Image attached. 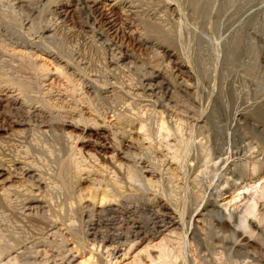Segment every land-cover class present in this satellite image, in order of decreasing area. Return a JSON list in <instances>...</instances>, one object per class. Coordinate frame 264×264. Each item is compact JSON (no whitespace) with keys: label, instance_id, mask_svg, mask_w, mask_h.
I'll list each match as a JSON object with an SVG mask.
<instances>
[{"label":"bare ground","instance_id":"6f19581e","mask_svg":"<svg viewBox=\"0 0 264 264\" xmlns=\"http://www.w3.org/2000/svg\"><path fill=\"white\" fill-rule=\"evenodd\" d=\"M1 1L2 0H0V3ZM73 1L75 8H73V10L70 11L74 12V14L77 15L79 27L83 29H89V30L91 29L90 34L92 33V36L95 37V39H97L101 50L104 49L103 51L105 53L108 52V54H110V60L109 62L107 61L108 64L106 63V66L104 67H107L108 70H111L116 66H120V67L122 66L123 68L124 67L130 68L134 66V68L137 70L139 68L141 69L143 68L141 65L144 63L140 62V64L141 63L142 64L140 65L138 63L139 65H137V62L135 61L136 58H133L131 54H127L125 50H121L119 48L118 49L119 51L116 53L115 51L116 49L113 48L114 45L110 44L111 42L105 39L106 37H103L104 34L102 35V32H100L101 28L98 27L100 26L101 23H98L100 21H97V18L95 17L96 15L93 16V14H97L100 16L102 13L100 12V8H101L100 0H86V1L70 0V2ZM117 1L119 2L121 0H117ZM204 1L206 2L207 0ZM211 1L213 0H208L207 2H209L210 4L212 3ZM217 1H218V4L216 2L217 9H214L213 8L214 6L212 7L214 10L215 18L212 21L204 23L205 29H207V31L210 32L212 35L210 37L214 36L213 37L214 41H215V36H217L216 38L217 42H213L214 44L212 42L208 43V46L209 44L210 46L206 47L207 51L209 53H212L216 60L220 61V63L218 61V63L220 64L219 71L217 70L218 82L215 87L216 93H214L216 94L215 97L217 99V105L216 104L215 105L217 106V108L215 109L212 108L214 110L208 113L206 118L209 117L208 119L212 120L213 116L219 114L228 121L238 120V122L240 121L242 122V124L244 123L245 125L249 122L254 121L257 123H261V125H264V0H217ZM128 2L132 4L131 5L132 7H136L138 9L140 8L139 5L135 4L134 0H130ZM202 2L199 0V3L202 4ZM2 3L0 4L1 5L0 6V51L2 50L3 52H5V54L8 53L7 55L8 56L10 55L9 57L13 59L14 63L13 62H12L13 64L6 63L7 61L3 63L4 61H2L3 64L1 63L0 65L2 67L3 66L9 67L15 65L17 70L18 69L19 71L29 70L31 71V73H33L35 77L34 78L32 77L34 80L28 83L25 82L24 80L18 79L15 74H14L15 76L13 74L12 75L5 74L4 73L5 71L3 72L0 70V85L2 83L4 85L12 84L14 85V87L16 86V89L22 94L20 95L23 98V99L21 98L22 101L23 100L25 101V104H23V106L26 105V102H30V104L31 102H34L40 104L41 110L42 108L44 109L46 108L45 110L47 109L56 110L57 108L58 110H60L64 108L63 105L57 106L56 104H54L55 101L53 103V101L51 102L50 99L49 101L48 99H45V97L43 96V93L41 91L42 89L41 87L43 86L41 84L42 83L41 80L46 79V77H48V75H50V73L53 70L56 74L58 75L60 74L61 77L66 79V82L69 83L68 86L71 85L70 86L71 88L68 90L72 95L76 93L78 87L81 86L80 83H82L83 81L88 82L89 84L85 86L89 88L90 87L93 88V91L89 92V90H84L82 94L84 95L83 97L87 100L90 109H88V111L86 110L83 111L80 109L75 111L78 107V103L76 104V106L74 105L76 103L75 102L73 105L69 104V106L68 105L66 106L68 109L67 111L72 112V114H74L73 113L74 111L75 113L79 112L77 113V115L70 114L67 116H63V115L61 116L60 113L58 116L55 115L56 117H51L52 118L51 121L55 120L57 122L60 120L62 125L70 126L71 128H73L72 129L73 131H75L74 129H76L79 130L80 132L81 131L82 132L88 131V133L91 132L93 133L95 139L94 140L90 139L92 135L90 134L91 136H88L89 134L87 133H86L87 136L81 133L77 135L73 134L74 136L71 135L70 137L74 139V142H72V145L68 149L69 153L66 156H62L58 159V168L57 171H55V174L53 173L54 176L52 181L51 179L50 181H45V179L42 177V173L40 172V170L37 169L32 162L30 163V161L27 160L21 154L18 155L15 154L13 156L11 155V157L8 160H5L4 158L3 160L2 158H0V201L5 204L2 205L6 206V209H8L9 212H13L12 210L17 209V208L15 209V206L19 205L20 204L19 202H21V208L19 209L20 211L18 212V214L17 211H15V215L17 214L18 217H20L21 221L27 220L28 223L30 222V224L37 229L38 231L37 234H39V236L36 235L38 237L27 236L29 239L26 238L25 240L28 239L26 242L27 243L29 242L30 244L27 245V243H25V241L23 240V237L25 236L21 237L20 236L21 234L18 236H13L14 234L11 233L10 235L9 234L3 235L2 232H0V264H32L31 261L32 259L30 260V256H29L30 253H34L37 255L41 253L44 254L43 255L44 257L47 253L49 259L46 258L45 261L47 259L49 261L45 263L41 261V264L42 263L43 264H206V262L204 263L202 259L204 258V261H206L207 255L203 258H200L202 262L199 261L198 259L196 260L195 258H192L191 261L185 257L182 258L180 256V252L182 251V250L180 251V249L181 247H183L182 241L185 240L187 242L188 241L192 242L193 240L198 239V241L200 240L203 242L204 245H206V246H202V245L201 246L202 248L206 247L205 249L204 248L203 249L207 251L208 250L207 248L210 245V243H208L207 241L209 240V238L212 239V236L210 237V235L211 234L213 235L211 231L214 229L213 228L211 230L212 226H209L211 222L210 219L215 216L218 219L219 217L218 215L221 214V212H224V210H226L228 212V215H230L232 212L230 213L229 211L231 210L234 211L235 208L237 207V204L242 200H245V202L243 203L242 201L241 204L242 207L239 205L241 213H238V211L233 212V214H235V212L238 213V215L240 214L239 217H237L236 214L234 215L235 217L233 216L234 218L236 217L238 218L235 221V224L233 223L234 225L229 224V222L233 221L231 220L232 216L223 215L224 220L225 217L226 219L227 217L230 218L231 221H229L228 224L231 227L230 228L228 227L227 230L224 229L223 231L221 230L222 228L220 229L222 238L221 237L218 238L219 240L221 239L220 241L219 240L218 241L220 243L222 239L229 240L231 238L234 244L233 239H235V243H236V240L239 238H241L240 241H242L243 239V241L246 242L250 237L251 238L254 237L253 234L255 231L253 232L252 231L253 229L252 228H251L252 230L250 229V225L254 224V222L255 224L256 222L262 223L261 221L264 218L263 217L264 215L261 214L260 216L257 209L258 207L257 204L259 202L264 203V175L261 176V174L264 172V157L263 159H260L261 158L260 156L258 157L259 159L257 158L258 160L253 159L254 161L251 167L250 168L248 167L249 170H247V172H244L247 169L245 167L243 173L240 174L235 181H233L234 182L233 184L231 183L230 187L226 189L227 190L226 193L231 191V189H234V186H236L238 182L244 181L245 179H249L248 184H245L246 182L245 181L244 184L242 183L243 185L240 183L241 186L235 188L236 193L234 195L226 196V198L228 197V199L222 198L220 200L215 199L214 201H209L207 200L208 198L204 199L206 198L205 196L203 198L201 196L195 195V193H193L194 190L193 189L192 193L196 196L195 199L194 196L193 197L191 195L189 196H191L195 200V201L192 200V202H194L193 205L190 204V206H194V207H192L193 209L190 207L192 212L189 211L188 213V209H187V214H185L186 211H184V208L187 206L185 202L180 204L181 199L175 197V194L179 192L177 191L178 186L177 185L172 186L171 185L172 182L170 181L171 180L170 178L176 179V177H181L179 176V174L182 171L178 165L180 163L179 161L181 160L180 156L183 155L185 150L184 147L182 148L180 141L184 138L180 140L179 138L182 137L181 135L183 129L182 126H184L186 119L189 118L188 115L190 114V117L196 116L197 118L194 117L195 119L194 118L191 119V120L194 119L196 123L203 122V119L201 118L202 116H199L197 113H193L195 111V107L193 108V106H192L193 112H191L192 110L191 108H188L187 110L185 109L186 111L183 110L178 111L177 105H176L177 108L176 110L172 108L170 109L169 107L170 103L172 101H175V98L172 100V95L174 97L175 96L174 94L175 92L177 93V91L173 89L174 91L171 92L169 91V89H166V87L164 86L170 84L172 85V83L176 84L175 79H173L170 75H168V73H162L159 70L154 71V69L152 71L149 70L146 71L143 68V73L141 72L143 75L140 79V83L141 81L142 83L141 84L139 83L140 86L142 85V88L140 87L141 90L138 92L135 91L136 93L134 92V95L140 97V99L144 94H145L144 96L152 97L150 96L151 93H155L154 91L156 89H158L159 87L160 88L163 87L166 90L163 92V94L161 93L162 95H160L158 100L157 97L156 101H154L155 104L160 103L159 107L163 109L160 108V110L158 111L156 110L157 112L155 118L152 117L148 121L147 118L144 116L145 114L144 111H143L144 113L142 114L140 112L141 110L137 111L135 108L134 111L133 109L127 107L126 108L130 110L125 109L123 111H120V110H116L117 108L115 106L116 109L114 108V110L112 111L114 119L112 121H110L111 119L107 120L106 119L107 116L105 114L99 113L96 109H94L95 104L93 105V100L95 98L93 97L94 98L93 99L92 96H95L101 100L108 99L107 96H101V93H103L102 91L110 86L108 77H106L103 74L102 76L104 79H101V76L98 75L94 78L93 77L90 78L89 76H87V78L82 77L83 78L82 80L78 78L77 80L80 83L75 82L74 78H72V76L74 75V71L69 72V70L72 68L73 70H79L78 72L81 71L83 72L84 71L83 68L85 67L84 66L81 67V63L79 62L80 60L79 61L77 59L74 60L75 57L72 58L70 56L69 53L70 51H66V49L63 47L64 45L62 41L56 38L55 32L51 30L52 27L51 22L53 19L50 18L51 17H54L55 19L64 18L68 9H70L69 8L70 6L67 5V3L63 4L60 0H9L8 3H6L8 5L7 6L5 5V7H3ZM172 3L174 6L177 7V9L181 7L179 0H171L166 2L165 7L169 8L170 4ZM199 3L197 1V4ZM190 4H192L191 6H194L196 2L194 3L191 2ZM201 4L199 5L200 7L204 6L203 4L201 6ZM216 4L214 3V5ZM203 8L204 7H202V10ZM213 10H209V11L211 12ZM179 11L177 12L180 13ZM206 14H207V10H206ZM110 21L111 20L104 21L103 19H101V22L105 26H108L110 24ZM2 25L5 27L4 31L1 28ZM103 29L104 26L102 30ZM103 32L105 33V31ZM130 32L131 35H134L139 42L141 41L144 42V40H146L145 38L149 39L148 38L149 36L150 37L154 36L151 35L152 32L150 31L149 28L141 31L140 33L137 31V29L133 28L132 30H130ZM32 36L33 38L31 39ZM177 51L176 53H171L170 50L166 51L168 57H173L172 62L174 64H178V61H180L182 64H180L179 66L187 68L186 71H188L189 69L190 72L191 70H195L197 72L198 64L196 59H194L193 56L192 57H190V55L187 56L188 54L186 55V53L183 55L182 53L184 52L182 53L180 52L177 54ZM42 54L43 56L45 54L48 55L52 54L50 55L52 57L53 55H55L53 57V60L55 59V63L52 62L53 63L52 70L49 69L50 67L48 64L49 59L46 60V57L45 58L42 57ZM38 58L39 60L41 59L40 63L37 60ZM143 66H145V64ZM11 68L12 67H10V70ZM209 74L202 73V75H200L202 77L200 78L198 76L197 77L200 80H202L201 78L204 79L207 78L211 80ZM111 85L113 84L111 83ZM212 86L213 85H211V87ZM83 87L84 85L82 84V88L79 89H83ZM33 88L37 90L38 95L36 97L31 95L29 96V94H27L28 90L32 89L33 91ZM128 93H131V91H128ZM84 98L82 99L84 100ZM14 100L16 99L14 98ZM75 100L79 101V99L76 98ZM96 100L97 99H95V101ZM165 101H167V103H165ZM187 101L186 103H188ZM11 102H13V100ZM5 106L6 108L8 107V105ZM152 107L150 108L152 109ZM166 107L167 108L169 107L171 111L172 110L174 111L170 114L166 113L167 112ZM188 107H190V105ZM150 108L148 110L149 112H150ZM10 110L11 109H9V111ZM16 112L18 113V111ZM55 112H57V110ZM0 113L2 114L4 113L5 115V110L4 112H2L1 110ZM11 114L12 113H10L9 116H11ZM19 114L22 113L20 112ZM202 114L203 113H201V115ZM23 115L26 114L24 113ZM152 115L150 113V116ZM167 116L171 119L167 120ZM14 117L15 115L12 116V118ZM208 119L207 122H209ZM18 120L13 119V123L14 124L16 123L15 125H19ZM20 120L25 121L23 120V117ZM48 121L50 122V120ZM53 122H50V124ZM204 123L206 122L204 121ZM28 124L29 123H27V125ZM187 124H189V122ZM11 127H13L12 124ZM198 129L200 130V127H198ZM4 130H5L4 128L0 127V132ZM188 130H192L191 127ZM21 131L22 130L19 129L17 130V132H21ZM70 132L67 134L70 135ZM153 135H156L162 140L164 139L166 140V138L169 136L173 138L175 137L176 142L173 138L172 140H174L176 144H173V146H171V144L168 145L169 141H167V144H165L167 146L163 147L165 148L164 150H166L165 153L162 152L163 155H161L160 153V155L157 157L159 153L157 154L156 152L157 145H155L154 144L155 142L153 143L152 141L155 138ZM178 135H180L179 138L177 137ZM183 137H187V136L184 135ZM193 137L194 134L192 138ZM88 140L89 143L93 142L91 144L100 148L101 151H103L102 153L104 154L102 156L104 159H107L108 161L111 162L112 168L111 167L110 168L113 169L111 172L107 170L108 165H106L107 166L106 167L104 166L105 164L103 165L98 163L100 160L99 158L96 157L97 155H95L94 152L93 153L87 152L88 150L87 151L85 150L86 152H84L83 149L84 147H86V145L84 146L80 145L81 147L79 146L78 142L84 143V141L88 142ZM187 142L189 143V141ZM164 143H161L159 145H162ZM192 143L194 144V142ZM186 144L187 143L185 142V145ZM199 144H201V142H199ZM199 144L197 143L195 147L200 148L203 145L202 144L199 147ZM192 145L190 149L195 148L192 147ZM187 146L189 147V144ZM202 149H200V151H202ZM150 150H155L157 155L156 157L154 156L155 158H153L150 161L149 165L147 164L149 166L148 169L142 171L141 168L143 167H139L137 164L139 160H141L143 157L140 156L142 155L141 152H143L144 154L145 151L148 152ZM75 151H79L80 155L84 153L85 155H87L88 158L91 159L93 158L94 159L93 161L90 160L92 164L90 162H89L90 164H87L86 160L83 159L84 157L82 155H81L82 157L81 156L76 157ZM157 151L160 152V150ZM96 152L97 151H95V153ZM207 152L209 151L206 150V154ZM151 153L154 154V152ZM188 153H191V151ZM203 153H205V151ZM203 155L204 154H202V156ZM198 157L196 160H198ZM205 157L206 156L202 157L200 160L202 162L205 161V165H206V162L209 160V157L207 161L206 159L204 160ZM192 159H194V157ZM210 159L212 160V158ZM123 160L125 161L123 162ZM198 162L200 163L199 160ZM199 163H197V166L200 167ZM189 165L191 164H189L188 162V165L186 164V167H189ZM202 165L203 163L201 164V166ZM123 166H124L123 168L124 170L123 169L122 170L124 172L122 174L123 177H121V179L123 178V181L125 180L124 181L125 183L122 182L121 179H119L120 177H118L121 174L120 169ZM199 167L198 169H200ZM191 169L193 168H190L189 170ZM148 171H151L153 173L158 172L160 173V175H165L167 179H170L169 180L171 182L170 185L167 187H162L163 185L162 186L160 185L161 183L159 182V178L154 177L155 179H152L153 178L152 175H151L152 177L150 176L147 177V175H145L146 173H143ZM182 174L184 173L182 172ZM50 178H52V176H50ZM136 182L143 183L142 190L138 189L139 186L136 188L132 186V183H136ZM197 182L199 181L197 180ZM49 186L57 187L55 188L58 189L56 191L57 195H54V193L50 192L51 187ZM226 186L228 185L226 184ZM12 192H15V195H13L14 198L11 197ZM178 195L180 196L182 194H180L179 192ZM18 196L19 197L22 196L23 198H21V200L19 201V198L17 199ZM186 200L187 199H185V201ZM16 202H18L19 204ZM233 206L236 207L232 209ZM4 216L6 215L4 214ZM4 216L2 215V217ZM216 217L214 219H216ZM217 219L212 220V222L217 221ZM219 219L218 222L221 221ZM13 220L15 219L13 218ZM227 221L228 220H226V222ZM222 224H223L222 226L225 225L224 223ZM36 229H33V231H35ZM14 233L17 234V232ZM246 234L247 236H245ZM33 235H35V233ZM214 235L216 236L215 233ZM219 235L217 236L219 237ZM254 235L256 236V234ZM214 239L216 240V237ZM257 241L258 240H256V242ZM39 243L40 244L44 243L45 245L55 247V251L52 254L48 255L49 253L46 251V249L45 250L37 249V247L40 246ZM242 243L239 242L238 244L242 245ZM192 244L193 243H191V245ZM220 245L222 246L223 244H219V246ZM257 246L259 247L260 245L257 244ZM245 248L248 247L246 246ZM255 248L258 249L257 247ZM260 248L262 247L260 246ZM261 250H259V253L262 252ZM245 252H247V254L248 252L250 253V251H246V249ZM253 253L256 254V251ZM262 254L263 252L261 253V255ZM181 255L184 256L183 254ZM194 255L193 257H195ZM196 255L199 256L198 253ZM257 257L256 259H254L248 256V259L250 258V260L244 259L246 262L245 261L242 262L244 264H260L261 262L258 263V261H256Z\"/></svg>","mask_w":264,"mask_h":264},{"label":"rangeland","instance_id":"374dc122","mask_svg":"<svg viewBox=\"0 0 264 264\" xmlns=\"http://www.w3.org/2000/svg\"><path fill=\"white\" fill-rule=\"evenodd\" d=\"M8 1L9 0H2L1 1V3L3 2L2 3L3 7H5V5L6 6L8 5V4H6V3H8ZM60 1L63 4L67 3V5L70 6L69 7L70 9H68L67 13L65 14L64 18H62V19H55L54 17L49 16V17H51L50 19H53L52 22H51V26H52L51 30H53L55 32L56 38H58V39H60V41H62V43L64 45L63 47L66 49V51H70L69 52L70 56L72 58L75 57L74 60H76V59L78 61L80 60L79 62L81 63V67H83V66L85 67V68H83V70H84L83 72L82 71L78 72L79 70H73L72 68L70 69L71 71L69 70V72L74 71V75L72 76V78H74L75 82H78V80H77L78 78H80L82 80L83 79L82 77L87 78V76H89L90 78L91 77L94 78V77H96L98 75V76H101V79H104L103 76H102V74H103L106 77H108V81L110 82V86L108 85L109 87L107 86L108 88L104 89L102 91L103 93H101V96H107L108 99H102L101 100V99H98L95 96H92V98L94 97L95 99H97L95 101V99L93 98L94 99L93 100V105L95 104V108L94 109H96L99 113L105 114L107 116L106 117L107 120L111 119L110 121H112L114 119L112 111L114 110L115 106L117 108V109L116 108L115 109L116 110H120V111H123L125 109L126 110H130V109H127V108H131L134 111H135V108H136L137 111L141 110L140 112L142 114L145 112L144 116L147 118L148 121L152 117L155 118L156 112L158 110H160L161 107H159L160 103L155 104L154 101H156L157 97H158L157 98V100H158L160 95H162L163 92L166 89H169V91H171V92L174 91L173 89H175L177 91V93L175 92V94H174L176 97L175 96L173 97V95H172V100L175 98L176 102L172 101L170 103V106H169L170 109L172 108V109L176 110L177 109L176 105H177L178 106V111L179 110L180 111L181 110L186 111L188 108L192 109V106H193V108L195 107V111L193 112V109L192 110L190 109L191 112L197 113L199 116H202L201 118L203 119V122H197L196 123L194 121V119L197 118V117L196 116H191L190 117V114H189L188 115L189 118H187L188 120L186 119L187 123L189 122V124H187L186 121H185L184 126H182V128H183L182 129V134H181L182 137H180V135L177 136L178 138L180 137L179 140L184 138V139H182L183 141L182 140H180V141H181L182 148L184 147L185 151H184L183 155L180 156L181 160L179 159L180 163L178 162L179 163L178 166L180 167L181 171L184 174L186 173L185 177H184V174H182V172H181L180 174H182V175L179 174V176H181V177H176V179L174 178L175 180L170 178L171 179L170 180V179H167V177L165 175H160V173H158V172L157 173H153L151 171L143 172V173H146L145 175H147V177L148 176H150V177L153 176L152 179L159 178V182L161 183L160 185L161 186L163 185L162 187L169 186L171 182H172L171 183L172 186L173 185H177L178 186L177 191H179L180 194H182V195L179 196L178 195L179 192H177L175 194V197H177L178 199H181L180 200V202H181L180 204L185 202V204L187 206V207H185L186 209L184 208V211H186L185 214H187V209H188V213H189V211H191V208L194 207V206H190V204L193 205L194 202H192V200L195 199V197H196L195 195L201 196L203 198L205 196L206 198H204V199L208 198L207 200H209V201H214L215 199L220 200L222 198H226V196L234 195L236 193L235 188H237L238 186H241L242 183L244 184L245 181H246L245 184H248L249 179H245L244 181H240V182H238V184L236 186H234V189H231V191L226 193V191H227L226 189H228V187H230L231 183L233 184L234 183L233 181H235L237 179V177H239V175L243 173V171L245 170V167L247 169L244 172H247V170H249V168L251 167V165H252L254 160H256L260 156H261L260 159H263V157H264V154H263L264 153V151H263L264 150V125H261V123H257V122H254V121L253 122H249L246 125L244 123L242 124V122H240V121L238 122V120H232V121L230 120V121H228V120L224 119L223 116H221L219 114H217L219 116H217V115L213 116L212 120L210 119L211 121L208 119L209 117L206 118L208 113H210L215 108H217V106H216L217 105V99L215 97L216 94H214V93H216L215 87H216L217 82H218V79H217L218 77L217 76H218L220 61L216 60L214 58L213 54L209 53L207 51L206 47L210 46V44L208 46V43L217 42L216 41L217 40L216 39L217 36H215V41H214V39H213L214 36L210 37L212 35H211L210 32L207 31V29H205L204 23L212 21L215 18L214 17L215 14H214L213 8L217 9V4H218L217 0L216 1L215 0L211 1L213 3V5H212V3H210L211 4L210 5L209 2H207L208 0L206 1L207 3L204 0H200L201 2L204 1V2H202V4L204 6H202V4L199 3V0H197L199 4H197L196 0H194V1L193 0H179L180 5H181V7H179V9H177V7L173 5V3L170 4L169 8L165 7V3L168 2V1H171V0H134L135 4L139 5V7H140L139 9L136 8V7H132L131 6L132 4H130L128 2L130 0H121L119 2L117 0H100V2H101L100 3V6H101L100 12H102V13H101L100 16L97 15V14H93V16L96 15L95 17L97 18V21H100V22H98V23H101L100 26H98V27L101 28L100 32H102V35L103 34L105 35V36L103 35V37H106L105 39H107L109 42H111L110 44L115 46V47L113 46V48L116 49L115 50L116 53L119 51L118 50L119 48L121 50H125V52L127 54H131L133 56V58H136L135 61L137 62V65H139L140 62L144 63L145 66H143L144 64H142V63H141L142 65L141 64L140 65L146 71L147 70L152 71L153 69H154V71L159 70L162 73H168V75H170L176 81V84L172 83V85L170 84L171 86L170 85L164 86V87H166V89H164L163 87H161V88L159 87L161 90L159 88L156 89L154 91L155 93H151L150 96H152V97L144 96L145 95L144 94V95H142L141 99H140V97L135 96L134 92L135 91L138 92V91L141 90L140 87L142 88V85L140 86V84L142 83V81L140 83V79H141V77L143 75L142 74L143 73V68L142 69L139 68L141 70H139V69L137 70V69L134 68V66L130 67V68H128V67H126V68L124 67L123 68L122 66L121 67L120 66H116V67L114 66L115 68H112L111 70H108L107 67H104V66H106L107 61L109 62V60H110V54H108V52H106L107 53L106 54L103 51L104 49L101 50V48L99 47L97 39H95V37L92 36V33L90 34V30L91 29L89 30V29H83V28L79 27L77 15L74 14V12L70 11V10H73V8H75L74 1L73 2H70V0H60ZM83 1H86V0H83ZM115 1H116V3H115ZM126 1H127V3H126ZM190 1L193 2V3L196 2V4L198 6L196 4H194V6L195 5L197 6V7L195 6L196 8L194 6H191L192 4H190L191 3ZM216 2H217V4H216ZM204 3H206V4H204ZM214 3L216 5H214ZM200 4H201L202 7H204L203 10H202V7L199 6ZM86 5H89V4H86ZM192 7L194 8V11H193ZM176 9H177V11L180 10L179 11L180 13H178L176 11ZM205 9L207 10V14L209 13L208 15L206 14V10ZM208 9L209 10H213V11L210 12ZM199 12H201V13H199ZM90 13H92V12H90ZM215 13H216V10H215ZM74 15H76V16H74ZM205 15H206V17H205ZM101 19H103L104 21L105 20H107V21L111 20L110 24L108 25L109 27L103 25V23L101 22ZM103 26H104V29L102 30ZM1 28H2L3 31L5 30V27L3 25H2ZM133 28L137 29V31L139 33L141 31L149 28L150 31L152 32L151 35H154V36H151V37L149 36L148 37L149 39L145 38L146 40H144V42H142V41L139 42L138 39H136V37L134 35H131L130 30H132ZM103 31H105V33ZM35 35H37V34H35ZM35 35H33V36H35ZM33 36L31 37V39L33 38ZM118 44H119V46H118ZM167 50H170L171 53H176V51H177V54L180 53V52L181 53L184 52V53H182L183 55L186 53V55L188 54L187 56H189V55H190V57L193 56V58L196 59L197 64H198L197 65L198 66L197 72L195 70H191V72H190L189 69H188V71H186L187 68L179 66L180 64H182L180 61H178V64H174L172 62L173 57H168V54L166 52ZM2 52L3 51L1 50L0 51V60H1L0 64L2 63V61H4L3 63H5L7 61L6 63L13 64L14 62H13V59L11 57H9L10 55L8 56L7 55L8 53L5 54V52H3V53ZM50 55H52V54H50ZM50 55L45 54L43 56V54H42V57H44V58L46 57V60L49 59V61H48V64L50 66L49 69L52 70L53 69V63L52 62L55 63V59L53 60V57L55 55H53V57L50 56ZM37 60L40 63L41 59L39 60V58H38ZM218 61H219V63H218ZM56 62H57V60H56ZM5 67L4 66L2 67L0 65V70L3 71V72L5 71L4 72L5 74H11V75L15 74L18 79L24 80L25 82H28V83L32 82L34 80L33 78L35 76L29 70L19 71V69L17 70L15 65L9 66V67L5 66ZM10 67H12L13 69L11 68V70H10ZM119 67H120V69H119ZM145 70H144V72H145ZM192 71H195L196 73L192 72ZM53 72L54 71L52 70V72L50 73V75H48V77H46V79L41 80V82H42L41 84L43 85L41 87L42 88L41 91H42L43 96L45 97V99H48V100L50 99L51 102L53 101V103L55 101L54 104H56L57 106L63 105V107H64L63 109L64 110L63 109L58 110L56 108L57 112H55L56 110H54V109L53 110L52 109L45 110L46 108L45 109L42 108V110H43L42 111L40 104L39 103H34V102H31V104H30V102H26V105L23 106V104H25V101L23 100L24 101V103H23V101H22L23 98H22V96H20L22 94L16 89V86L14 87V85H12V84H5L4 85L2 83L0 85L1 88L3 87L2 90L0 88V111L2 110V112H4V110H5V115H6L5 116L4 113L3 114L0 113V127L5 129L4 131L0 132L1 133L0 134L1 135L0 136V138H1L0 139V144H1L0 145L1 146L0 147V158H2V159L4 158L5 160H8L11 157V155L12 156L15 155V154L23 155L27 160L30 161V163L32 162L36 166V168L40 170V172L42 173V177L45 179V181H50V179L52 181L53 176L55 174V171H57V168H58V159L60 157H62V156H66L69 153L68 149L72 145V142H74V139L72 137H70L71 135L74 136L73 134L77 135L79 133H81L83 135H86V133H87V134H89L88 136L92 135L90 137V139H92V140L95 139V137L93 136V133H91V132H89V133H88V131L87 132H82V131L80 132L79 130H76V129H74L75 131H73L72 130L73 128H71L70 126L62 125L60 120L57 121V122L55 120H53L54 122L51 121L52 120L51 117H56L60 113H61L60 114L61 116L62 115L63 116H67V115H70V114L71 115H75V114L77 115V113H79V112L75 113V111H77L78 109L83 110V111H85V110L88 111V109H90V107H89V105L87 103V100L83 97L84 95L82 94V92H84V90H89V92L93 91V88L86 87L89 84L88 82H85V81H83L82 83L78 82V83H80L81 86L78 87L76 93H74L73 94L74 96H73L68 90V89L71 88L70 87L71 85L68 86L69 83L66 82L65 78L61 77L60 74H59L60 75L59 76L58 74H56L55 72L53 73ZM202 73H206V74L210 73L209 77H211L210 78L211 80H209L207 78H205V79L201 78L203 81L200 80L199 78L202 77V76H200V75H202ZM132 78H134V79H132ZM136 79L138 80V82H137ZM178 81H180V82H178ZM111 83L113 85H111ZM82 84L84 85L83 89H79V88H82ZM32 85H33V83H32ZM211 85H213V86L211 87ZM168 86H170V87H168ZM128 91H131V93H128ZM28 92H27V94H29V96L31 95V96H35L36 97L38 95L37 90H35V88H33V91H32V89H29ZM128 94L129 95L131 94V95L129 96ZM146 94H148V93H146ZM177 96H178V99H177ZM134 97H135V99H134ZM14 98L16 100H14ZM75 98L79 99V101H76ZM82 98H84V100ZM10 100L11 101L13 100V102H11ZM56 101H58L59 103L56 102ZM62 101H63V103H62ZM186 101L188 103H186ZM77 103H78V107L73 112L74 114H72V112H70V111H67L68 109H67L66 105L69 106V104L70 105L74 104L76 106ZM165 103H167V101H165ZM4 104L8 105V107L6 108V106ZM174 105H175V107H174ZM189 105H190V107H188ZM152 106H154V107H152ZM171 106H173L174 108L171 107ZM72 107H74V106H72ZM150 107H152V109ZM169 107L168 108L166 107L167 108V112L166 113L170 114L174 110L171 111L169 109ZM108 108H110V109H108ZM149 108H150V112L148 111ZM212 108H214V109H212ZM9 109H11V110L9 111ZM161 109H163V108H161ZM49 110H50V112H49ZM151 110H153V111H151ZM16 111H18V113ZM20 112L22 114H19ZM68 112H70V113H68ZM8 113L9 114L10 113L14 114L15 117L12 118V116H14V115L11 114V116H9ZM24 113L26 115L27 114L28 115L27 116L23 115ZM150 113H151V115L153 113V115L150 116ZM166 113H165V115H166ZM201 113H203V114L201 115ZM204 113H205V115H204ZM50 114L53 115V116H51ZM18 115H20V116H18ZM48 115H50V116H48ZM204 116H205V118H204ZM22 117H23V120H25V121L20 120V119H22ZM25 117H26V119H25ZM192 118H194V119L191 120ZM13 119L14 120H18L19 119L18 120L19 121V125H15L16 123L15 124L13 123ZM170 119L171 118H169L167 116V120H170ZM207 119H208L209 122H207ZM48 120H50V122H53V123L50 124V122ZM190 121H191L192 124L190 123ZM204 121L206 123H204ZM24 123H25V125H24ZM27 123H29V124L27 125ZM11 124H12L13 127H11ZM190 124H191V126H190ZM193 124H195V125H193ZM199 125H202V126H199ZM185 126H187V127H185ZM249 126H250V128H249ZM190 127H191L192 130H188ZM198 127H200V130L201 129L202 130L200 131L198 129ZM18 129L22 130V131L21 132H17ZM188 131H190V132H188ZM69 132H70V135L67 134ZM10 133H12V134H10ZM188 133H190V134H188ZM201 133H202V135H201ZM183 134L185 136H187L188 138L187 137H183L184 136ZM186 134H188V135H186ZM193 134H194V137L192 138ZM153 136L155 138L152 137V138H154V140H152V141H153V143L155 142L154 144L157 145V150H160V152L156 150L157 154L159 153L158 155L156 154L155 150H150L151 152H154V154L151 153L150 151H148V152L145 151L144 154H143V152H141L142 155H140V156L141 157L143 156L142 159H141L142 161L141 160H139V162L137 161L138 162L137 164H138L139 167H143V168H141L142 171L148 169V167H149L148 165H149L150 161L153 158H155L156 155L158 157L160 155V153H161V155H163V153H165L166 150H164L165 148H163V147L167 146V145H165V144H167V141L170 142V143L168 142V145L171 144V146H173V144H176L175 143L176 142L175 137L173 138V137L169 136V137L166 138V140L164 139L165 140L164 141V140L160 139L159 137H157L156 135H153ZM190 136H191V138H190ZM172 138L175 140V142H174V140H172ZM167 139H169V140H167ZM187 141H189V143ZM198 141L201 142V144H199ZM157 142H159V143H157ZM182 142H184V143H182ZM185 142L187 143L186 145H185ZM192 142H194V144ZM88 143H89V140H88V142L84 141V143L78 142L79 146L80 145H82V146L86 145V147H84V149H83L84 152H86L87 150H88L87 152H91V153L94 152V154L97 155L96 157L99 158V160H100L98 163L99 164H103V165L105 164L104 166L108 165V167L106 166L107 170L111 172L113 170V169H111L112 168L111 167L112 166L111 162L108 161L107 159L103 158V156H102L104 154V153H102L103 151H101L100 148H98V147L94 146L93 144H91L93 142H90L89 144ZM161 143H164V144L159 145ZM195 143L196 144L198 143L199 147L202 144L203 145L200 148H198V147H195L196 146ZM183 144H184V146H183ZM188 144H189V147L187 146ZM204 144H205V146H204ZM191 145H192V147H195V148H192L193 151H192V149H190ZM160 146H161V148H160ZM187 147H188V149H187ZM162 148H163V150H162ZM202 148L205 149V150H203ZM200 149H202L203 152L205 151V153L200 151ZM196 150H198L199 152L196 151ZM206 150L209 151V152H207V154H206ZM95 151H97L96 153H98L99 155L96 154ZM190 151H191V153H188ZM75 152H76L75 153L76 157H80L82 155L84 157L83 159L86 160L87 164H90V163L92 164L91 161L94 160L93 158L92 159L88 158L87 155H85L84 153H82L80 155L79 151H75ZM200 153H201V155H200ZM194 154H196V155H194ZM197 154L199 155V157H198ZM202 154H204V155L202 156ZM204 156L207 157V158L206 157L204 158V160L206 159V161L208 160V157H209V160L206 162V165H205V161L203 159L202 160L204 162H202L200 160ZM193 157H194V159H192ZM197 157H198V160L200 161V163L198 162V160H196ZM247 157H248V159H247ZM210 158H212V160ZM77 159H80V158H77ZM191 160H193L194 162L191 161ZM124 161L125 160H123V162ZM95 162H97V161H95ZM188 162L191 165H189V167H186V164L188 165ZM201 162L203 163L202 166H201V164H202ZM125 163H127V162H125ZM197 163L200 164V167L197 166ZM181 164H183L184 166L181 165ZM192 164H193V166H192ZM198 167L200 169H198ZM123 168H124V166L120 169L121 174L118 176V177H120L119 179H121V177H123V175H122L123 172H124ZM188 168L189 169L193 168L191 170L192 171L194 170V171L192 172ZM196 174H198V175H196ZM192 175H193V177H192ZM263 175H264V172L261 174V176H263ZM50 176H52V178H50ZM159 176L161 177V180H160ZM186 176H187V178H186ZM194 176H195V178H194ZM257 177H256V179H257ZM180 178H182V179H180ZM16 180H17V178H16ZM121 180H122V182L125 181V180L123 181V178ZM189 180H191L193 183L191 181H189ZM193 180H195V181H193ZM197 180L199 182H197ZM126 183H127V181H126ZM136 183H132V186H134L135 188L139 186L138 189L142 190L143 189V187H142L143 183H141V182H136ZM185 184H186V186H185ZM226 184L228 186H226ZM53 185H55V184H53ZM182 185H184V186H182ZM194 186H196L197 188L194 187ZM49 187H51V186H49ZM51 188H50V190H51L50 192L54 193V195H57L56 191L58 189H55L57 187H53L52 186ZM186 188H188V189L190 188L189 190L191 192L188 189H186ZM224 189H225V191H224ZM192 190H193V193H195V195L192 193ZM185 191H187V192H185ZM186 193H187V195H186ZM190 193H192V194H190ZM11 195H12L11 197L14 198L13 195H15V192H12ZM189 195H191L192 197L194 196V199L191 196H189ZM208 196H211V197H208ZM18 198H19V201H20L21 198H23V197L22 196H20V197L18 196L17 199ZM185 199H187L186 200L187 202L185 201ZM189 199H190V201H189ZM226 199H228V197ZM242 201H243V203L245 202V200H242ZM242 201L239 202L240 204L239 203L237 204V207L233 206L232 209L236 207L234 211H236V212L238 211V213H241L240 206L242 204ZM0 203H1L0 204L1 205L0 206V232H2L3 235L4 234H9L10 235V233H11V234H14L13 236H18V235L21 234L20 235L21 237L25 236V237H23V240L25 241V243H27L26 241L29 239L28 237L36 236V235L39 236V234H37V232H38L37 229L34 228V226H32L30 224V222L28 223L27 220L21 221L20 217H18L17 214L20 211L19 209L21 208V202H19L20 204L18 202H16L20 206L16 205L17 207L15 206V209L16 208L17 209L16 210H12L13 212H9V210L6 209V206H4L5 204L3 202L0 201ZM2 204H4V205H2ZM257 206H258L257 209H258V212H259L260 216H261V214L264 215V203L259 202L257 204ZM236 209H238V210H236ZM15 211H17L16 215H15ZM234 211H232V210L229 211L230 213L231 212L232 213L231 214L229 213L230 215H228V212L226 210H224V212H221L222 216H221V214L218 215L219 216L218 219L220 218L219 220L222 221V222L219 221L221 223V225L218 222V219H217L216 216L215 217H216L217 221H213L212 222V220H216V219H214L215 217H212L210 219V221H211L210 224H212V225L209 224V226H212L211 230L213 228L214 229L211 231L213 233V235L212 234L210 235V237L212 236V239L209 238V240L207 241L208 243H210L209 247L207 248L208 249L207 251L204 250L206 247H203L204 249L202 248V246H206V245H204L202 241H200V240L198 241V239H195L196 242H195V240H193L192 242L191 241L187 242V241L184 240V241H182V243L185 244L186 246L182 244L183 247H181V249H180V251L182 250L180 252V256L182 258L185 257V258L189 259L190 261H191L192 258H195L196 260L198 259L201 262L203 260V262L204 263L206 262V264H218V263H220V264H242L243 263L242 261L250 260V258L256 259V257L258 256L256 261H258V263L261 262L260 264H264V262H263L264 261V255H263L264 254V218L261 221L262 223L259 222L260 223L259 224L258 222H256V224H255V222H254L255 225L254 224L250 225V229L252 228L253 230L252 229L251 230L253 232L254 231L256 232V233L254 232V234H256V236L253 234L254 237H252V238L250 237L248 239V241L245 242V241H243V239H242V241H240L241 238H239V239L236 240V243H235V239H233V241H234V244H233V242H232V240L230 238L229 239L230 241L227 240V239H224V240L222 239L221 242H223V243H221V242L219 243V241L221 239L219 240L218 238L221 237V230L223 231L224 229L227 230L228 227L230 228L231 226H229V224L230 225H234L235 221L238 219L237 217L240 216V214L238 215V213L235 212L237 217L234 218L235 217L234 216L235 214H233ZM2 213H4L6 216H4V214H2ZM6 213L7 214L8 213L9 214L13 213V214L12 215L10 214L11 216L8 214V216H7ZM2 215L4 217H2ZM223 215L232 216L231 220H233V221H231L229 217H227V219L225 217V220H224L223 219L224 218ZM12 216H13V218L16 221L13 220ZM221 217H222V219H221ZM258 217H259V215H258ZM226 220H228V221L226 222ZM229 221H231V222H229ZM228 222H229V224H228ZM222 223H224L225 225L227 224V225L226 226L224 225L225 226L224 227V226H222L223 225ZM214 224H215V226H214ZM32 228L36 229V230L33 231ZM218 231H220V232H218ZM14 232H17V234L14 233ZM34 233H35V235H33ZM214 233L216 234V236L214 235ZM219 233H220V235H219ZM217 235H219V237ZM38 236H36V237H38ZM245 236H247V234ZM215 237H216V240L214 239ZM26 238H28V239L25 240ZM255 239L258 240V241L256 242ZM237 241H238V243L239 242L240 243L243 242L242 245L243 244L244 245L242 246L241 244H238ZM250 241H252V242H250ZM186 242H187V244H186ZM253 242H254V244H253ZM262 242H263V244H262ZM189 243H190V245H189ZM191 243H193V244L191 245ZM250 243H252V244H250ZM219 244H223L222 245L223 247L221 245H220L221 246L220 247ZM257 244L260 245L262 248H260V246L258 247ZM27 245H30L29 242L27 243ZM245 245L248 248L249 247L250 248L249 249L245 248L246 247ZM250 245H252L253 247L250 246ZM254 245L258 249H256L254 247ZM53 248H54V250H53ZM37 249L38 250H40V249H44L45 250L46 249V251L49 253L48 255L52 254L55 251V247H51V246L45 245L44 243H41L40 246L37 247ZM245 249H246V251H250V253L252 251V253L250 254L248 252V254H247V252H245ZM253 249H254V251H253ZM259 250H261L263 252L262 255H261L262 252L259 253ZM220 251H221V253H220ZM243 251L245 252V254L250 256L249 259H248V256L245 255ZM255 251H256V254L253 253ZM257 251H258V253H257ZM197 253L199 254V256L196 255ZM181 254H183L184 256H182ZM259 254L262 256V258H261V256ZM43 255L44 254H41V253L38 254V255L34 254V253H30L29 256H30V260L32 259L31 260L32 264H41V261L43 263L48 262L49 261L48 260L49 256H47V253H46L45 257ZM193 255L195 257H193ZM254 255H255V257H254ZM205 256H206V259L208 260V262H207L206 259H205L206 261H204L203 257H205ZM46 258H48V259L45 261ZM200 258H203V259L201 260ZM216 258H218V259H216ZM213 261H214V263H213Z\"/></svg>","mask_w":264,"mask_h":264}]
</instances>
